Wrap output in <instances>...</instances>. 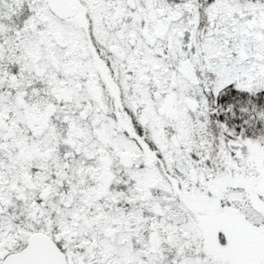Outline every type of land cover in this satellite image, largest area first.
Instances as JSON below:
<instances>
[{
  "label": "snow or ice",
  "instance_id": "snow-or-ice-1",
  "mask_svg": "<svg viewBox=\"0 0 264 264\" xmlns=\"http://www.w3.org/2000/svg\"><path fill=\"white\" fill-rule=\"evenodd\" d=\"M0 264H264V0H0Z\"/></svg>",
  "mask_w": 264,
  "mask_h": 264
}]
</instances>
